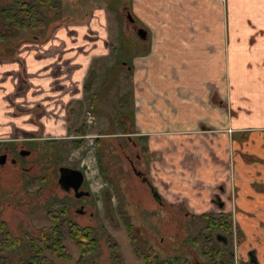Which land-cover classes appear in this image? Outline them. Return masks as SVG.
Wrapping results in <instances>:
<instances>
[{"label":"crops","instance_id":"crops-1","mask_svg":"<svg viewBox=\"0 0 264 264\" xmlns=\"http://www.w3.org/2000/svg\"><path fill=\"white\" fill-rule=\"evenodd\" d=\"M131 6L148 39L146 52L131 59L133 128L159 155L153 184L193 215L232 213L244 249H257L264 264V0ZM92 12L78 27L64 24L43 42L23 43L15 57H0V144L77 129L71 105L87 94L91 63L111 54L107 10Z\"/></svg>","mask_w":264,"mask_h":264},{"label":"rangeland","instance_id":"rangeland-1","mask_svg":"<svg viewBox=\"0 0 264 264\" xmlns=\"http://www.w3.org/2000/svg\"><path fill=\"white\" fill-rule=\"evenodd\" d=\"M11 1L0 0V3ZM59 1L61 5L58 11H44L47 21L44 31L29 28L7 37L0 42V57H15L23 43L43 42L64 24L77 26L81 22H88L95 7L107 10L108 17L104 23L108 22L111 54L95 59L89 67L93 77L91 92L97 95L94 106H89L90 92L71 105L73 112H69V123L77 129L64 137L65 140H56L57 143L49 149L42 140L45 148L41 147L40 152L36 151L28 157L30 164H34L28 171L21 167L16 169L10 165H0V221H5L7 230L13 236L22 239L21 243L7 252L8 264H15L18 258L32 255L29 239L38 236L40 229L50 226V207L55 213L65 205L76 207L78 203H85L83 199L75 202L59 190L56 183L58 166L83 169L87 176L88 187L92 191L91 209L95 217L88 221L74 211L71 217L75 218L77 225L88 226L93 230L98 239V247L91 259L102 264H144L134 253L127 238L119 212L122 210L128 214L136 235L146 242V247H152L162 258L171 257L176 251L175 254H180L181 257L175 264H182L187 259L186 253L188 255L194 251L195 260L202 262L199 244H191L189 241L190 237H197L202 221L185 217L183 204L173 206L165 198L163 206L158 204L148 185L130 167L132 162L152 181L151 162L159 158L155 152H148L145 137L134 135L136 105L131 85V59L146 52L148 39L142 40L137 34L139 29L146 31V28L133 13L131 0ZM128 13L134 20L133 24L127 18ZM102 24L100 22V26ZM100 26L96 29L103 31L104 26ZM83 61L84 57L78 58L79 69L84 66ZM80 133L82 134L78 136ZM25 142L28 144V141ZM12 143L6 141L3 145ZM20 162V166L30 165H25V159ZM156 189L163 197V190ZM108 237L117 243L118 259L114 258L107 245ZM63 238L72 257L70 260L59 259L47 252L45 255L55 264H77L79 252L76 244L67 235ZM184 242L190 247L178 245ZM187 260L190 264H195L191 255Z\"/></svg>","mask_w":264,"mask_h":264},{"label":"trees","instance_id":"trees-1","mask_svg":"<svg viewBox=\"0 0 264 264\" xmlns=\"http://www.w3.org/2000/svg\"><path fill=\"white\" fill-rule=\"evenodd\" d=\"M59 0H24L16 3H9L1 6L2 22L5 26V32L0 30V42L5 41L7 37L14 35L24 29L44 31L47 26L44 11H58L60 8ZM12 33V34H11ZM34 37V36H31ZM86 80L85 90L90 92L89 106H94L97 95L91 92L92 72ZM49 208L48 216L50 226L46 229H40L38 236L29 239V248L32 252L27 258H18L15 264H55L45 253L56 256L59 259L70 260L71 254L67 250V246L63 243V237L67 235L75 244L79 252L77 264H102L92 258L96 248L98 247V239L88 226L80 228L77 223L70 221L63 208L56 210ZM122 218V224L125 228L126 235L130 241L135 254L143 260L144 264H175L179 258H162L160 254L152 247L147 245L136 235L133 224L128 218V214L119 211ZM205 222L204 227L198 232L197 237L192 241L199 243L200 252L207 260L208 264H231L230 259L226 262V246L218 244L215 240L214 233L221 232L223 235L232 234V220L228 214H205L201 216ZM22 239L11 234L6 228L5 221H0V264H8L7 252L17 244L21 243ZM107 245L111 250L114 258L118 259L117 243L111 237L107 238ZM184 264H188L187 261Z\"/></svg>","mask_w":264,"mask_h":264},{"label":"flooded vegetation","instance_id":"flooded-vegetation-1","mask_svg":"<svg viewBox=\"0 0 264 264\" xmlns=\"http://www.w3.org/2000/svg\"><path fill=\"white\" fill-rule=\"evenodd\" d=\"M19 1H24V0H12L10 3H16V2H19ZM3 4L6 5V4H9V3H3ZM3 4L0 3V9H1V6H3ZM127 18L130 21V23L133 24L134 20H133V18L130 17L129 13L127 14ZM5 29L6 28L3 25L2 15H1V11H0V30H2V32L6 33ZM81 134L82 133L77 134V135L80 136ZM58 139L65 140L64 137L42 139V140L46 142L45 143L46 147H47V149H49L54 144L57 143L56 140H58ZM42 140H39V139L35 140V139H31L30 138V139H23L21 141L20 140L19 141H12L13 142L12 145H7V144L3 145L4 143H1L0 144V161H2V162H0V165L1 166L10 165V167H15L16 169L21 167V169H23L25 171L30 170V167L32 168L34 166V164L33 163L30 164V162L27 159L32 154H34V152H36V151L40 152L41 151V147L45 148V146L42 145V143H43V142H41ZM25 141H28V144ZM34 141H36V142H34ZM31 142H33V143H31ZM39 142H41V143H39ZM29 143H31V144H29ZM20 158L21 159H25L26 160L25 165H27V164L29 165L30 164L29 167H25L23 165L20 166V164H21V162H20L21 159ZM130 167H131L133 173L137 177H140L141 180L148 185V187L150 188V191H151V188H152L151 185H153V187H156L153 184V181H149L148 178L145 177L144 173L141 172V170L137 169V167H135L132 162H130ZM73 169L79 170V168H75L74 166H72V170ZM80 171L83 172V179H82V182L79 184L77 190L73 187V185H75L76 182H77L76 180L70 181V184L65 183V184H61L60 185V183L58 181L59 180V176H60V167L59 166L57 168V173L58 174H56V176H57L56 177L57 187L59 188V190L61 192H63L66 196L71 197L75 202L81 201L82 199L85 201L84 204H82V203L79 204L78 203V205H76V207H74L73 205H70V206L65 205L66 207L65 206L63 207V209L65 210L67 218L70 221H73L74 224L76 223V221H74L75 218L71 217L72 211H74L76 213H79L78 216H80L81 218H85L88 221L93 220L94 217H95L94 216V211H93V209H91L92 205H91V199L90 198H92V191L88 187L89 185H88V182H87V176H86L84 170L81 169ZM151 193H152V191H151ZM231 193H232V196H233L234 195L233 192H231ZM78 194H79V196H77ZM152 196H153V194H152ZM160 198H161L160 201H157V202H158V204L163 206L166 203V201H165L164 197L160 196ZM167 203H169V202L167 201ZM173 204L174 205L177 204L178 206L180 205L179 203H173ZM77 206H79V207L77 208ZM185 210H186V212L184 213L185 217L189 216L191 218H195V219L197 218L198 220L202 221L201 222L202 225L200 226V229H198V232H200V230L205 225V222H204V220L201 217L202 215H205V214L218 215V214L222 213V212L221 213L206 212V213L201 214V215H193L191 212H189L187 207L185 208ZM224 214H228L231 217L232 226H233V228L231 230L232 234L231 235H228V234L223 235L221 232H216V233H214V237H215V240L218 242V244H221L224 247L226 246V248H227V250H226V258H227L226 262H227V260L230 259V263L231 264H263L262 261L259 258L257 249H255L254 247H250V248L244 249V247H245L244 243H243V242H245V240H243L244 236H243V234H242V232L240 230V226H239L237 220L235 219L234 215L232 213H230V212H226ZM79 227L80 228H84V226L83 227L79 226ZM218 237H219V239H218ZM127 238H128V236H127ZM139 238H140V236H139ZM193 238L194 237H190L189 238V241L191 242V244L194 243L192 241ZM144 243H146V242H144ZM195 244H199V243H195ZM178 245H182L183 247L184 246L185 247L186 246L190 247V245H187L185 242L184 243H179ZM178 249H179V247H178ZM193 252L194 251H191L190 254H188V255H187V253H186V255L184 254L185 258L188 259V256L191 255V257L194 259V263L195 264H208L207 260L205 259V257H203L201 252H200V255H202L201 257H203V261L202 262H200L199 260H195L196 256L193 255ZM175 253H177V252L175 251ZM175 253H174L173 256L167 257V258H174V257L176 258L177 257L180 260L181 255L180 254H175ZM187 259H185V261L188 262ZM184 262L182 264H184ZM188 264H190V262H188Z\"/></svg>","mask_w":264,"mask_h":264},{"label":"water","instance_id":"water-1","mask_svg":"<svg viewBox=\"0 0 264 264\" xmlns=\"http://www.w3.org/2000/svg\"><path fill=\"white\" fill-rule=\"evenodd\" d=\"M138 35L141 37V38H145L146 37V31L144 29H139L138 30ZM2 162V161H0ZM82 179H83V172L80 171V170H77V169H73L72 168H68V167H60V176H59V183L60 185L61 184H70V181L72 180H76V184L73 185V187L77 190L78 189V186L79 184L82 182ZM151 191H152V194H153V197L156 201H160V195L158 194V191L156 189V187H152L151 188ZM79 196V194L77 195ZM219 239V237H218Z\"/></svg>","mask_w":264,"mask_h":264}]
</instances>
